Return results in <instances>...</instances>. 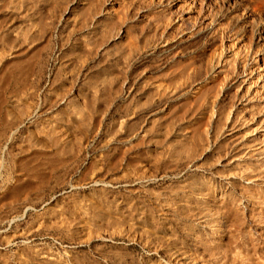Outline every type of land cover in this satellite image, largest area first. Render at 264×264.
<instances>
[{
  "label": "rangeland",
  "instance_id": "374dc122",
  "mask_svg": "<svg viewBox=\"0 0 264 264\" xmlns=\"http://www.w3.org/2000/svg\"><path fill=\"white\" fill-rule=\"evenodd\" d=\"M0 264H264V0H0Z\"/></svg>",
  "mask_w": 264,
  "mask_h": 264
},
{
  "label": "bare ground",
  "instance_id": "6f19581e",
  "mask_svg": "<svg viewBox=\"0 0 264 264\" xmlns=\"http://www.w3.org/2000/svg\"><path fill=\"white\" fill-rule=\"evenodd\" d=\"M206 218H208V216Z\"/></svg>",
  "mask_w": 264,
  "mask_h": 264
}]
</instances>
